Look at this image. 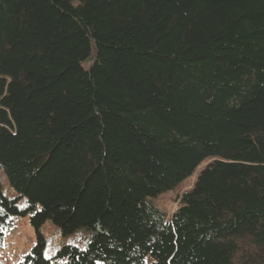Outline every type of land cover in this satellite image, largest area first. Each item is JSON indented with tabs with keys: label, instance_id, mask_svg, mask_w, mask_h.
Masks as SVG:
<instances>
[{
	"label": "trees",
	"instance_id": "1",
	"mask_svg": "<svg viewBox=\"0 0 264 264\" xmlns=\"http://www.w3.org/2000/svg\"><path fill=\"white\" fill-rule=\"evenodd\" d=\"M0 172L16 264H264V0H0Z\"/></svg>",
	"mask_w": 264,
	"mask_h": 264
},
{
	"label": "rangeland",
	"instance_id": "2",
	"mask_svg": "<svg viewBox=\"0 0 264 264\" xmlns=\"http://www.w3.org/2000/svg\"><path fill=\"white\" fill-rule=\"evenodd\" d=\"M203 163L195 174L179 183L173 190L156 196V204L170 216L177 206V201L181 194L189 190L199 173ZM0 189L7 198H15L17 194L9 186L5 175L0 172ZM24 200L18 201V205L23 207ZM46 240L44 255L51 257L62 245L76 244L80 247L84 245L90 232L84 229H78L73 233L63 234L52 222L48 221L40 229ZM35 230L30 224L29 216L17 217L13 219V225L4 230L3 238L0 242V264H16L24 255H26L35 244ZM150 258L147 259V264Z\"/></svg>",
	"mask_w": 264,
	"mask_h": 264
},
{
	"label": "snow or ice",
	"instance_id": "3",
	"mask_svg": "<svg viewBox=\"0 0 264 264\" xmlns=\"http://www.w3.org/2000/svg\"><path fill=\"white\" fill-rule=\"evenodd\" d=\"M110 246H111V245H110ZM45 258L48 259L49 257L46 255ZM63 264H66V262H63ZM97 264H102V262L98 260V261H97ZM145 264H147V262H145Z\"/></svg>",
	"mask_w": 264,
	"mask_h": 264
}]
</instances>
